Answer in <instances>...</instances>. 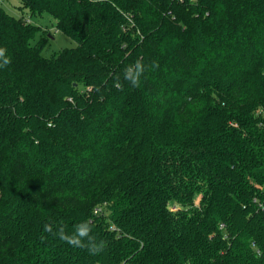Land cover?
Returning a JSON list of instances; mask_svg holds the SVG:
<instances>
[{"label":"trees","instance_id":"trees-1","mask_svg":"<svg viewBox=\"0 0 264 264\" xmlns=\"http://www.w3.org/2000/svg\"><path fill=\"white\" fill-rule=\"evenodd\" d=\"M18 1H0V264H264V0ZM44 12L75 46L42 54ZM84 220L97 255L55 236Z\"/></svg>","mask_w":264,"mask_h":264},{"label":"clouds","instance_id":"clouds-1","mask_svg":"<svg viewBox=\"0 0 264 264\" xmlns=\"http://www.w3.org/2000/svg\"><path fill=\"white\" fill-rule=\"evenodd\" d=\"M11 63V57L7 55V49L0 47V68H5ZM159 65L155 62L152 67L156 68ZM146 71V66L141 59H137L133 64H129L123 71L124 79L128 81L133 87H139L141 76ZM116 87L120 88L121 84L117 80ZM44 230L48 233L53 232L51 224H45ZM93 226L88 220H84L74 226V232L68 234L65 232L63 226L55 232V236L62 242L70 246L86 249L89 254L97 255L105 248L104 241H97L96 237L92 235Z\"/></svg>","mask_w":264,"mask_h":264},{"label":"rangeland","instance_id":"rangeland-1","mask_svg":"<svg viewBox=\"0 0 264 264\" xmlns=\"http://www.w3.org/2000/svg\"><path fill=\"white\" fill-rule=\"evenodd\" d=\"M1 5L10 14L19 15L21 12L18 7V0H1ZM31 20L36 24H40L47 30L48 42L42 50L43 55L50 56L61 48L73 47L76 45L74 39L55 29L54 19L48 12H44L41 16L31 17ZM37 37L38 35H36V38Z\"/></svg>","mask_w":264,"mask_h":264},{"label":"built area","instance_id":"built-area-1","mask_svg":"<svg viewBox=\"0 0 264 264\" xmlns=\"http://www.w3.org/2000/svg\"><path fill=\"white\" fill-rule=\"evenodd\" d=\"M1 1V0H0Z\"/></svg>","mask_w":264,"mask_h":264}]
</instances>
